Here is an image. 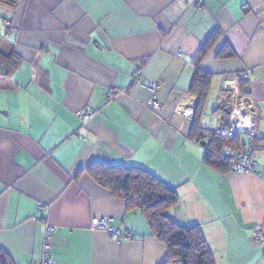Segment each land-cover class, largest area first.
<instances>
[{"label":"crops","instance_id":"obj_1","mask_svg":"<svg viewBox=\"0 0 264 264\" xmlns=\"http://www.w3.org/2000/svg\"><path fill=\"white\" fill-rule=\"evenodd\" d=\"M18 0L0 6L2 45L20 57L0 76V250L14 264L41 259L49 226L56 264H163L168 250L139 211L127 212L87 174L91 163L144 168L178 188L170 217L199 225L216 264H264V0ZM213 75L201 127L227 128L233 101L251 90L258 124L257 173H221L191 139L197 56ZM230 46L236 57L218 58ZM160 82L162 110L135 73ZM114 91V92H113ZM114 99L107 101V94ZM89 110L96 117L83 124ZM245 142V139H242ZM43 205V208H39ZM111 217L132 240L91 229Z\"/></svg>","mask_w":264,"mask_h":264},{"label":"trees","instance_id":"obj_2","mask_svg":"<svg viewBox=\"0 0 264 264\" xmlns=\"http://www.w3.org/2000/svg\"><path fill=\"white\" fill-rule=\"evenodd\" d=\"M18 0H0V6L14 10ZM6 19H0V76L12 77L20 68L22 61L14 52L2 45ZM219 34H213L205 43L197 56L194 79L190 94L195 98L194 117L191 126V139L201 143L204 134L209 133L211 141L207 143L204 163L221 173L229 172V160L220 157L224 146L236 147L243 144L241 137L223 138L211 131H203V117L213 75L199 66L200 60L213 47ZM236 53L226 45L218 54V58L229 59ZM242 91L248 82L240 80ZM244 94V93H243ZM258 144V141H257ZM87 174L94 183L107 191L114 199L125 201L127 212L139 211L145 218L152 234L163 243L168 250V260L163 264H216L199 225L183 226L173 220L169 210L179 202L178 188H172L157 176L144 168L125 165H109L100 162L91 163L83 168L79 175ZM133 236V235H132ZM134 238V237H133ZM0 264H14L11 257L0 250Z\"/></svg>","mask_w":264,"mask_h":264},{"label":"built area","instance_id":"obj_3","mask_svg":"<svg viewBox=\"0 0 264 264\" xmlns=\"http://www.w3.org/2000/svg\"><path fill=\"white\" fill-rule=\"evenodd\" d=\"M188 8H194L198 11L205 9L204 0H180ZM135 78L139 79L140 86L150 92L151 98L147 103V107L159 113L162 110V105L158 101V92L160 90V82H150L143 79L142 70L135 73ZM241 79L248 80L249 73H242ZM114 92V91H113ZM251 90L246 87L244 94H240L234 99L230 109L229 125L227 128L218 127L211 131L217 136L229 139L241 137L246 141L236 147L224 146L220 151V157L229 160V171L233 174H249L257 173L258 163L256 161L257 141H258V124L254 117V106L250 99ZM114 99L112 93L107 94V101ZM97 115V111L89 110L83 117V124L86 125L92 121ZM211 141L209 133L204 134L202 142L208 143ZM43 208V205H39ZM91 229L93 231H102L106 233L113 241L122 243L125 240H132L131 233H124L120 227L114 224V219L111 217H98L92 220ZM57 227L49 226L46 232L45 241L41 250V259L35 263L29 264H56L53 256L52 238L57 231ZM254 239L257 242L264 243V224H260L254 229Z\"/></svg>","mask_w":264,"mask_h":264},{"label":"water","instance_id":"obj_4","mask_svg":"<svg viewBox=\"0 0 264 264\" xmlns=\"http://www.w3.org/2000/svg\"><path fill=\"white\" fill-rule=\"evenodd\" d=\"M202 145H203L204 147H206L207 144L203 142Z\"/></svg>","mask_w":264,"mask_h":264}]
</instances>
